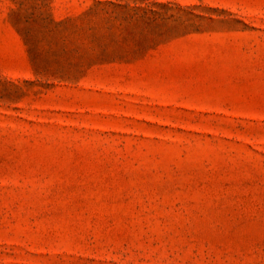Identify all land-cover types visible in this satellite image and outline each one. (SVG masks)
<instances>
[{"label":"rangeland","instance_id":"1","mask_svg":"<svg viewBox=\"0 0 264 264\" xmlns=\"http://www.w3.org/2000/svg\"><path fill=\"white\" fill-rule=\"evenodd\" d=\"M0 264H264V0H0Z\"/></svg>","mask_w":264,"mask_h":264}]
</instances>
